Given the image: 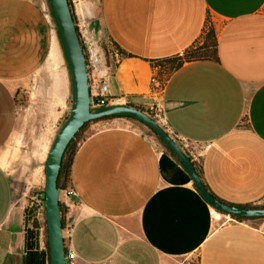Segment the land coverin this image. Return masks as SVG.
Listing matches in <instances>:
<instances>
[{"label": "crops", "instance_id": "0c3cea01", "mask_svg": "<svg viewBox=\"0 0 264 264\" xmlns=\"http://www.w3.org/2000/svg\"><path fill=\"white\" fill-rule=\"evenodd\" d=\"M69 3L77 30L86 26L120 52L103 51L87 71L90 95L104 81L112 104L155 107L163 127L188 144L214 196L263 205L264 0ZM208 17L216 58L184 61L152 93L160 68L152 62L184 53ZM60 53L40 0H0V264H50L43 227L32 226V207L17 204L1 158L13 142L35 143V158H47L71 95L69 70L57 69ZM70 178L65 219L77 264H264V216L216 215L180 160L126 117L88 125Z\"/></svg>", "mask_w": 264, "mask_h": 264}, {"label": "water", "instance_id": "95a60500", "mask_svg": "<svg viewBox=\"0 0 264 264\" xmlns=\"http://www.w3.org/2000/svg\"><path fill=\"white\" fill-rule=\"evenodd\" d=\"M60 42L68 63L72 100L69 113L58 129L45 162L44 205L49 243L50 264H65L62 210L59 201L58 177L65 149L81 126L106 116H132L159 135L188 170L201 196L217 211L242 217L264 216V206H241L226 203L214 196L202 181L194 162L178 141L145 111L128 104H113L92 109L85 54L74 22L69 0H49Z\"/></svg>", "mask_w": 264, "mask_h": 264}, {"label": "rangeland", "instance_id": "374dc122", "mask_svg": "<svg viewBox=\"0 0 264 264\" xmlns=\"http://www.w3.org/2000/svg\"><path fill=\"white\" fill-rule=\"evenodd\" d=\"M40 1L45 7L46 11H49L52 15L49 0H40ZM210 25H211V18L208 17V20L206 21V24H205V28L202 34L200 35V37L198 38V40L194 42V45L199 46L203 44L205 33ZM57 35L60 41L58 30H57ZM98 42H99V47L103 49L106 54L109 53L114 56L120 54L118 48L110 40L99 39ZM60 46H61V53H60V60L57 65V69L58 67H61L63 69L65 68L68 71V63L65 59L61 42H60ZM58 59L59 58L57 55V58L54 60L53 63H55ZM168 65L169 63L165 64L164 65L165 69L164 67L162 69L166 71ZM71 100H72V92H71L70 100L68 103V113L71 107ZM91 108L95 109L93 107ZM145 112L148 113L151 117L156 119L161 124L160 115L158 114V112L155 110L154 107L146 108ZM130 121L132 122L134 126L141 129L144 134L151 137L155 141L156 144L160 145L161 147L166 148L164 144L161 142V140L159 139V137L148 126H146L145 124L141 123L140 121L136 119H130ZM90 123L91 122H89L86 125L81 135V138L77 142V145L80 143L82 137L86 135V131ZM36 148L37 147L35 143L27 146L25 144H22L21 142H13L9 147L6 148L1 158L4 166L10 171L11 175L14 177L13 181H14V187H15V198L17 200L18 205L23 203V204H26V206L30 207V205L28 204H29L31 195L35 193L40 194L44 190V185H45L44 170H45L46 159L42 160L38 157L35 158V156H38V153L36 152ZM44 233H45V238L47 240L46 225L44 228Z\"/></svg>", "mask_w": 264, "mask_h": 264}, {"label": "built area", "instance_id": "2783aa9c", "mask_svg": "<svg viewBox=\"0 0 264 264\" xmlns=\"http://www.w3.org/2000/svg\"><path fill=\"white\" fill-rule=\"evenodd\" d=\"M46 13L49 16V18L51 19L53 18L49 11H46ZM54 26L56 28L55 21H54ZM77 32L80 38L83 52L85 54L86 68L88 71L89 69L95 67L99 63V61L103 58L104 50L99 47L98 40H94L91 38L86 26H79ZM160 72H161L160 68H158V70L157 69L154 70L151 76V80H150L151 92L155 94H159L163 86V80L162 78H160ZM90 96H91L90 106L93 108H100V107L107 106V105H113L111 100L107 98V85L104 81H101L99 83L96 92ZM156 111L159 114V111L158 110ZM178 143L181 145L183 149L187 150L188 144L185 141L178 142ZM192 157L193 156H191V158ZM62 192L64 194V198L62 199L59 198V201H60V205H62L63 208L65 209V215H66L68 210L71 208L73 204V202L69 200L68 197L74 194L75 191L73 187L71 186V187H67L63 189ZM29 205L30 207L33 208V219H36L38 223V227H40L41 225L44 230L45 220H46L44 199L42 198L40 194L35 193L31 195L30 200H29ZM215 211H216L215 214H218V211L217 210ZM229 219L234 220V221H240L230 216H229ZM71 232H72V226L65 219L64 224H63V231H62L64 243H65V264H77L76 263V253L70 244Z\"/></svg>", "mask_w": 264, "mask_h": 264}, {"label": "trees", "instance_id": "16d2710c", "mask_svg": "<svg viewBox=\"0 0 264 264\" xmlns=\"http://www.w3.org/2000/svg\"><path fill=\"white\" fill-rule=\"evenodd\" d=\"M51 12H52V9H51ZM52 17L54 19L53 12H52ZM54 21H55V19H54ZM56 28L58 30L57 24H56ZM76 29H77V27H76ZM215 46H216V36H215L214 28H213V26L211 24L208 27V29H207V31L205 33L204 42H203L202 45H199L198 46V45L192 44V46H190L187 50H185L184 53H182L181 55H178V56H176L174 58L167 59V60H157V61H153L152 63H153V65H157V66H159L161 68L160 78H162V80L164 81V79L166 78V76L168 75V73L172 69H174L176 67H179L184 61L203 60V59H215L216 58ZM167 63H169V65L167 66L166 71H164L162 68L164 67V69H165V66L164 65L167 64ZM95 109H98V108H95ZM139 109L143 110L142 108H139ZM143 111H145V110H143ZM115 117H126L128 119H136V118H134L132 116H125V115H123V116H106V117H103V118L94 119V120L85 122L81 126V128L77 131V133L75 134V136L73 137V139L67 145V147L65 149V152H64V155H63L62 165H61V169H60V173H59V177H58V188L59 189H63L65 187H67V185L69 187H71V185H70V183H71V178H70L71 162H72V159H73V155H74V153H75V151L77 149V146H78L77 145V142L81 138V135H82V133H83L86 125L89 122H95V121L104 120V119H111V118H115ZM136 120H138V119H136ZM138 121H140V120H138ZM141 123H143V122H141ZM157 136L159 137V139L161 140V142L164 144V146L166 147V149L169 150L173 155H175L177 157V155L171 150V148L165 143V141L159 135H157ZM83 139H84V137H82L81 141ZM180 162H181V160H180ZM194 164H195V167H196V169L198 170V172L200 174L199 166L196 163H194ZM42 198L44 199V190L42 191ZM244 206H250V205H244ZM256 206H264V204L263 205H256ZM61 210H62V223L64 224V220H65V209L63 208L62 205H61ZM231 217L234 218V219L240 220V221L255 218V217H242V216H237V215H232ZM45 225H46V220H45ZM32 226L33 227H38V223H37L36 219H33L32 220ZM46 230H47V227H46ZM46 244H47L48 257L50 259L48 237H47Z\"/></svg>", "mask_w": 264, "mask_h": 264}, {"label": "bare ground", "instance_id": "6f19581e", "mask_svg": "<svg viewBox=\"0 0 264 264\" xmlns=\"http://www.w3.org/2000/svg\"><path fill=\"white\" fill-rule=\"evenodd\" d=\"M56 59V56H55V53H54V50L51 51V54H50V61L51 62H54V60ZM217 215V214H216Z\"/></svg>", "mask_w": 264, "mask_h": 264}]
</instances>
